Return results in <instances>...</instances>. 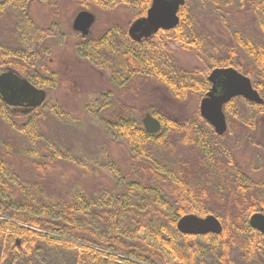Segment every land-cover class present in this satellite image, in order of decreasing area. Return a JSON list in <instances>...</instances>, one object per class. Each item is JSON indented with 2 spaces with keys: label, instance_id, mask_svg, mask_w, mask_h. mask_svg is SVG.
Here are the masks:
<instances>
[{
  "label": "trees",
  "instance_id": "16d2710c",
  "mask_svg": "<svg viewBox=\"0 0 264 264\" xmlns=\"http://www.w3.org/2000/svg\"><path fill=\"white\" fill-rule=\"evenodd\" d=\"M32 1L25 0L28 5ZM74 1L80 10L95 7L111 11L124 7L132 11V20L144 16L151 3ZM205 1L184 0L174 28L158 30L141 41L133 40L127 29L117 24L97 37L79 34L76 55L105 71L115 88L134 79H151L164 85L176 100L195 102L192 116L184 120L150 110L149 114L161 124L154 134L147 133L141 120L129 113L112 121L100 118L104 134L126 146L131 171H140L141 178L126 180L118 168L105 162L115 184L93 201L81 188L63 201H47L41 187L24 180L5 156L23 157L29 167L42 172L55 161H73L71 153L61 150L38 131L40 111L48 101L26 115H11L0 100V118L15 131L23 132L25 142L24 147H15L9 140L4 141L5 155H0V216L4 217L0 219V264H29L28 260L41 255L37 247L41 242L72 254V264H264V235L248 224L252 213H264V177L255 180L249 176L230 147L219 143L225 139L229 125L227 132L218 136L198 111L199 99L210 87L207 74L214 67L232 66L248 76L259 93L264 90V44L231 29L232 43L227 53L208 55L195 22V12ZM208 4L215 9L223 6L250 13L264 35V0H208ZM29 21L27 17L32 31L22 30L19 35L24 49H6L0 44V66H9L34 85L50 90L56 83L55 71L42 62L47 56L44 38L48 31L37 29ZM179 52L191 53L202 65L180 67L175 58ZM100 96L97 94L90 105L92 117L105 108L107 100ZM49 100V110L66 119L62 113H56L53 99ZM243 107L249 112L264 110V104L235 97L223 108L229 124L237 121L254 126L256 112H238ZM16 117L25 121L17 123ZM176 144L192 147L198 153L190 167L160 157L172 154ZM188 213L215 215L223 225L222 232L181 234L175 224ZM91 214L93 219L88 225Z\"/></svg>",
  "mask_w": 264,
  "mask_h": 264
},
{
  "label": "rangeland",
  "instance_id": "374dc122",
  "mask_svg": "<svg viewBox=\"0 0 264 264\" xmlns=\"http://www.w3.org/2000/svg\"><path fill=\"white\" fill-rule=\"evenodd\" d=\"M167 1L177 3L179 0ZM150 6L151 4L146 13ZM78 8L74 0H33L28 7L27 4L25 5V13L20 15L18 20L19 25L11 18L12 14L9 10H6L0 18V44L6 49H24L19 37L20 31L24 30L27 33V30L33 29L27 25V17L29 23L32 22L37 29L48 31V35L44 38L48 52L42 62L55 71L56 86L50 90L44 88L47 91L48 103L40 111L38 131L61 150L71 153L73 161H55L42 172L34 166L29 167L23 157L10 155L5 157L24 180L29 183L35 182L36 187H41L44 199L54 202L63 201L79 188L90 201H93L104 189L112 188L115 178L105 166L107 162L118 168L121 176L126 177V180L141 178L140 171H131L126 146L104 134L100 118L112 121L116 116H127L129 113L135 120H141L150 110H155L165 116L184 120L192 116L190 114L195 105L194 101L176 100L164 85L151 79H134L125 86L115 88L105 71L80 59L76 55V45L80 35L71 26L74 15L80 10ZM88 10L95 16L88 35L91 37L99 36L112 24L126 28L127 34L130 35L129 29L132 23L139 18L132 20V11L124 7L111 11L95 7ZM195 15L196 26L204 38L208 55L227 53L228 46L232 43L231 29H237L242 35L264 44V35L250 13L223 6L215 9L212 5L209 6L206 0ZM154 33L156 32L146 27L139 34H132L133 38H131L141 41L152 37ZM175 58L182 68L190 69L202 65V62L199 63L200 61L198 62L189 52H179ZM4 68L8 67L0 66V69ZM107 93L108 97L105 96ZM97 94H101L100 97L105 98L107 102L105 108L100 109L97 115L92 117L89 109ZM260 95L264 98V90ZM49 98L53 99L56 113H62L66 119H60L57 114L49 112ZM8 110L11 115H26L28 112L22 108H8ZM238 112L244 114L256 112L254 126H244L237 121H231L230 124L228 123L230 128L225 139L219 143L230 147L235 160L244 172L255 180H261L264 177V110L249 112L243 107ZM16 121L23 123L25 119L16 117ZM23 136V132L15 131L0 118V155H5L2 148L4 141L9 140L15 147H24ZM160 157L175 164L186 163L190 167L197 160L198 153L192 147L176 144L172 154H162ZM30 189L33 190L31 187ZM3 218L0 216V219ZM91 219H93L92 214L88 216V225ZM87 244L96 247L92 243ZM37 247L41 255L38 259L28 260L27 263L49 259L52 264H72L74 260L72 254L58 250L52 244L41 242ZM1 253L0 249V257Z\"/></svg>",
  "mask_w": 264,
  "mask_h": 264
},
{
  "label": "water",
  "instance_id": "95a60500",
  "mask_svg": "<svg viewBox=\"0 0 264 264\" xmlns=\"http://www.w3.org/2000/svg\"><path fill=\"white\" fill-rule=\"evenodd\" d=\"M183 3L184 0H179L177 3L167 0H152L146 16L140 17L132 23L129 29L130 36L139 34L146 27H149L152 32L159 29H172L179 23L177 12ZM94 21L93 13L88 10H80L73 18L72 28L82 36H87ZM207 79L211 82V87L199 102L198 110L200 116L219 136L227 130L226 117L223 112L225 103L238 96L257 105L264 103L258 91L253 88L249 77L233 67L215 68L209 72ZM0 95L2 101L8 105L37 107L44 101L46 92L35 87L13 70H7L0 73ZM18 99H22L26 104H20ZM141 123L148 133H157L160 129V121L150 114L144 115ZM248 223L251 228L264 235V214L262 212L251 214ZM176 227L182 234L194 235L220 234L223 230L222 223L212 214L206 216H198L193 213L185 214L178 218Z\"/></svg>",
  "mask_w": 264,
  "mask_h": 264
},
{
  "label": "flooded vegetation",
  "instance_id": "af4514ba",
  "mask_svg": "<svg viewBox=\"0 0 264 264\" xmlns=\"http://www.w3.org/2000/svg\"><path fill=\"white\" fill-rule=\"evenodd\" d=\"M14 1L15 0H0V6H1L0 7V12H1L0 18L3 16V13L6 10H9V11H11V14H12L11 18L15 19L17 21V24H18V20L20 18V15L25 13V5L27 4V2H25V0L23 3L18 2V1L14 2ZM27 7H28V4H27ZM22 26H20V27L22 28ZM21 32H22V30L20 31V33ZM7 70H10V69L9 68L1 69L0 73L7 71ZM0 100H1V95H0ZM17 101L20 102V104L21 103L26 104V102L23 101L22 99H18ZM5 105H7L8 108H22V109H26L27 111L33 110V108H30V107L24 106V105H8L7 103Z\"/></svg>",
  "mask_w": 264,
  "mask_h": 264
},
{
  "label": "bare ground",
  "instance_id": "6f19581e",
  "mask_svg": "<svg viewBox=\"0 0 264 264\" xmlns=\"http://www.w3.org/2000/svg\"><path fill=\"white\" fill-rule=\"evenodd\" d=\"M151 2H152V0H151ZM82 10H84V9H82ZM80 10H78L77 12H79ZM77 14V13H76ZM75 14V15H76ZM75 15H74V17H75ZM179 17V16H178ZM23 46H24V44H23ZM45 52H46V55H47V52H48V47L46 46L45 47ZM5 67H8L9 69H12V70H14L16 73H18L19 75H21V76H24L22 73H20V72H18L17 70H15V69H13V68H11V67H9V66H5ZM227 67H232V66H227ZM215 68H219V67H214V68H212V69H210V71H212L213 69H215ZM208 74H209V72H208ZM208 74H207V77H208ZM248 77V76H247ZM250 79V78H249ZM208 80V79H207ZM209 83H210V87H211V82L210 81H208ZM55 86L56 85H54V88H55ZM253 86V85H252ZM210 87H209V89H210ZM53 88V89H54ZM254 88V87H253ZM208 89V90H209ZM255 89V88H254ZM207 90V91H208ZM206 91V92H207ZM259 93V92H258ZM260 94V93H259ZM205 97V93L203 94V96L199 99V102L201 101V99L202 98H204ZM235 98V97H234ZM233 99V98H232ZM244 99V98H243ZM2 100V99H1ZM246 100V99H245ZM229 102V101H228ZM226 104V103H225ZM224 104V105H225ZM4 106H5V108H7L8 109V106L7 105H5V104H3ZM223 108H224V106H223ZM199 111V110H198ZM49 112H51V111H49ZM223 112H224V110H223ZM225 114V113H224ZM225 117H226V115H225ZM214 131V130H213ZM215 133V132H214ZM255 213V212H254ZM189 214V213H188ZM194 214V213H193ZM253 214V213H252ZM264 214V213H263ZM197 215V214H196ZM199 216V215H198ZM204 216H206V215H204ZM250 217V216H249ZM218 218V217H217ZM219 219V218H218ZM248 220H249V218H248ZM219 221H220V219H219ZM249 224V223H248ZM176 225V224H175ZM250 226V225H249ZM176 229H177V227H176Z\"/></svg>",
  "mask_w": 264,
  "mask_h": 264
}]
</instances>
